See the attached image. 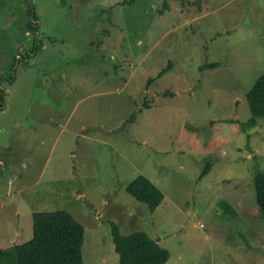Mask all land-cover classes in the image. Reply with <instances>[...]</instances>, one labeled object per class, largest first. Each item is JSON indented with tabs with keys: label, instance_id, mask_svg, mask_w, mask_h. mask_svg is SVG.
I'll use <instances>...</instances> for the list:
<instances>
[{
	"label": "rangeland",
	"instance_id": "374dc122",
	"mask_svg": "<svg viewBox=\"0 0 264 264\" xmlns=\"http://www.w3.org/2000/svg\"><path fill=\"white\" fill-rule=\"evenodd\" d=\"M194 1L0 0V245L68 211L84 264H118L110 222L159 240L164 264H264L247 100L264 0ZM139 176L163 194L154 212L126 191Z\"/></svg>",
	"mask_w": 264,
	"mask_h": 264
},
{
	"label": "trees",
	"instance_id": "16d2710c",
	"mask_svg": "<svg viewBox=\"0 0 264 264\" xmlns=\"http://www.w3.org/2000/svg\"><path fill=\"white\" fill-rule=\"evenodd\" d=\"M27 28L31 30L30 22ZM42 46L43 44L35 41L32 52ZM215 66L217 64H210V67ZM148 81H151V78ZM167 93L168 91H165L163 94ZM247 100L252 113L249 124L256 125L257 119L264 117V73L247 93ZM144 106H149L146 99ZM134 117L135 115H132L129 121ZM207 172L208 168L204 173ZM253 182L256 204L264 219V173L257 174ZM126 191L138 202L145 204L150 212H154L164 199L161 191L144 176L132 181ZM109 228L118 264H164L168 260V250L144 232L123 236L113 222L109 223ZM84 235V228L68 211L35 212L32 240L11 247L0 245V264H84Z\"/></svg>",
	"mask_w": 264,
	"mask_h": 264
},
{
	"label": "water",
	"instance_id": "95a60500",
	"mask_svg": "<svg viewBox=\"0 0 264 264\" xmlns=\"http://www.w3.org/2000/svg\"><path fill=\"white\" fill-rule=\"evenodd\" d=\"M249 20H250V15H249V13H247L246 22H249Z\"/></svg>",
	"mask_w": 264,
	"mask_h": 264
},
{
	"label": "crops",
	"instance_id": "0c3cea01",
	"mask_svg": "<svg viewBox=\"0 0 264 264\" xmlns=\"http://www.w3.org/2000/svg\"><path fill=\"white\" fill-rule=\"evenodd\" d=\"M196 1H198V0H195L194 2H196ZM193 2V1H192ZM201 2V1H200ZM194 5H195V3H193ZM157 240V239H156ZM157 242L159 243V240H157Z\"/></svg>",
	"mask_w": 264,
	"mask_h": 264
}]
</instances>
